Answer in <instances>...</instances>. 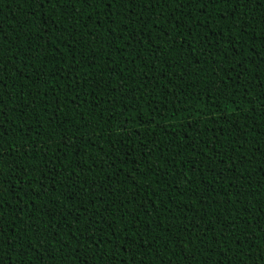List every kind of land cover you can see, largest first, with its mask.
I'll return each mask as SVG.
<instances>
[{"label": "trees", "instance_id": "16d2710c", "mask_svg": "<svg viewBox=\"0 0 264 264\" xmlns=\"http://www.w3.org/2000/svg\"><path fill=\"white\" fill-rule=\"evenodd\" d=\"M37 4L0 0V264H264L261 0Z\"/></svg>", "mask_w": 264, "mask_h": 264}, {"label": "snow or ice", "instance_id": "6c2138e0", "mask_svg": "<svg viewBox=\"0 0 264 264\" xmlns=\"http://www.w3.org/2000/svg\"><path fill=\"white\" fill-rule=\"evenodd\" d=\"M45 2V0H38V7H42L43 3ZM64 3H68V0H63ZM77 2L80 3H85L86 0H77ZM87 2H89V5H91V2H93V0H87ZM173 2H175V0H173ZM186 2V0H185ZM225 2H227V0H225ZM125 3L128 4L129 7H131L132 5V0H108V7L111 9L112 7H114L116 4H120L121 6H123ZM144 3H148V0H144ZM207 3L209 6L212 5L213 0H207ZM240 3H243V0H240ZM261 3L264 4V0H261ZM177 7H183V4H177ZM199 8L201 10H203L205 8V4L204 3H199ZM0 135H4V133L0 132ZM0 151H3L2 149H0ZM262 228H264V225H262Z\"/></svg>", "mask_w": 264, "mask_h": 264}]
</instances>
